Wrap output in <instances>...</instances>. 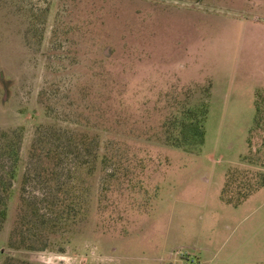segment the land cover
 <instances>
[{
	"label": "rangeland",
	"instance_id": "1",
	"mask_svg": "<svg viewBox=\"0 0 264 264\" xmlns=\"http://www.w3.org/2000/svg\"><path fill=\"white\" fill-rule=\"evenodd\" d=\"M202 107V147L173 146ZM15 131L0 264H264V0H0V136ZM68 139L82 157L27 184L32 218V154ZM75 194L74 222L43 217Z\"/></svg>",
	"mask_w": 264,
	"mask_h": 264
},
{
	"label": "trees",
	"instance_id": "2",
	"mask_svg": "<svg viewBox=\"0 0 264 264\" xmlns=\"http://www.w3.org/2000/svg\"><path fill=\"white\" fill-rule=\"evenodd\" d=\"M195 109H188L184 112L183 118L176 119L177 122H174L180 130L177 136L171 138V143L173 146L187 151H192L193 149L200 148L205 142V123L209 114V107L200 108V115L197 117ZM43 131L39 133L40 139L43 138ZM20 137L18 132L13 133H3L0 136V231L3 224L8 219L9 211V202L12 199L13 192L15 189V181L18 177V168L21 162V148L18 141ZM76 140L68 139L65 144L48 146L42 150L38 156L32 154L29 168L24 174L23 184L21 186V202L19 203L18 208L20 210L23 208L25 202H30V209L32 208L29 215L33 217L39 216L41 213L40 206L37 201H34L33 198L27 197L24 193L26 192L27 184L35 179H44L48 177H56L59 172L64 169L66 162L70 159L75 160V157H82L81 146L75 142ZM37 142V141H36ZM37 143L33 145L34 149H37ZM76 151V152H75ZM75 152V153H74ZM33 153V152H32ZM38 162L35 164V161ZM106 157L103 161L106 162ZM75 168L81 169L84 166H89L92 164L89 161L79 162L76 160L74 162ZM107 162L106 164H108ZM32 165H38V167L33 168ZM63 192L66 189L72 194L75 193V186H70L67 182H61L59 185ZM64 189V190H63ZM66 193V192H65ZM64 196V195H63ZM30 200V201H29ZM76 194L74 198L70 196L68 199L65 197L58 198L55 200V203L48 202L46 213L43 217L49 219L52 223L64 222L67 220L75 221L82 213L81 207L75 204ZM30 216V217H31ZM26 216V219H28ZM30 218V219H32ZM20 220L16 223L14 228V234L18 230L19 224H26L29 222ZM54 221V222H53ZM13 234V235H14ZM33 249V248H32ZM4 264H33L28 261H15L11 258H6Z\"/></svg>",
	"mask_w": 264,
	"mask_h": 264
}]
</instances>
